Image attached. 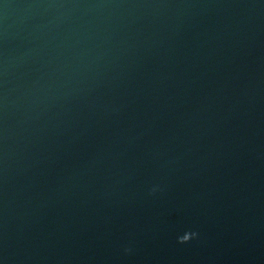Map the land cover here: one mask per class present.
<instances>
[{
  "label": "water",
  "instance_id": "95a60500",
  "mask_svg": "<svg viewBox=\"0 0 264 264\" xmlns=\"http://www.w3.org/2000/svg\"><path fill=\"white\" fill-rule=\"evenodd\" d=\"M0 264H264V0H0Z\"/></svg>",
  "mask_w": 264,
  "mask_h": 264
},
{
  "label": "clouds",
  "instance_id": "9594fccd",
  "mask_svg": "<svg viewBox=\"0 0 264 264\" xmlns=\"http://www.w3.org/2000/svg\"><path fill=\"white\" fill-rule=\"evenodd\" d=\"M194 235H196V234L195 233H190V234L186 233L185 235L179 237V240H180V242H186L190 239L191 236H194Z\"/></svg>",
  "mask_w": 264,
  "mask_h": 264
}]
</instances>
